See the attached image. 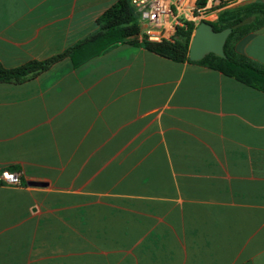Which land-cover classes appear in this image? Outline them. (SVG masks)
I'll use <instances>...</instances> for the list:
<instances>
[{"label": "crops", "instance_id": "0c3cea01", "mask_svg": "<svg viewBox=\"0 0 264 264\" xmlns=\"http://www.w3.org/2000/svg\"><path fill=\"white\" fill-rule=\"evenodd\" d=\"M115 1L0 0V64L62 52ZM234 49L264 64V25ZM3 170L0 264H264V92L190 60L122 42L0 82Z\"/></svg>", "mask_w": 264, "mask_h": 264}, {"label": "trees", "instance_id": "16d2710c", "mask_svg": "<svg viewBox=\"0 0 264 264\" xmlns=\"http://www.w3.org/2000/svg\"><path fill=\"white\" fill-rule=\"evenodd\" d=\"M204 3L205 0H196L197 6ZM246 17L250 21L233 28L227 36L223 45L224 57L208 53L199 60L190 61L217 70L264 92V64L239 54L234 49L237 39L264 25V3L249 1L235 9L223 10L217 21L211 24L214 30H221ZM96 25V29L85 38L48 58L30 60L12 68L0 64V82H23L46 71L65 57H70L73 64H79L122 42L139 44L144 49L173 61L189 60L188 45L195 27L191 21H185L183 26L177 27L169 40L149 41L141 36L138 16L130 0H116L98 16Z\"/></svg>", "mask_w": 264, "mask_h": 264}, {"label": "built area", "instance_id": "2783aa9c", "mask_svg": "<svg viewBox=\"0 0 264 264\" xmlns=\"http://www.w3.org/2000/svg\"><path fill=\"white\" fill-rule=\"evenodd\" d=\"M221 1L205 0L202 6H197L196 0H130V4L138 16L141 36L149 41H161L171 39L176 28L183 26L185 21L196 25ZM19 182L17 172H0V183L18 185Z\"/></svg>", "mask_w": 264, "mask_h": 264}, {"label": "water", "instance_id": "95a60500", "mask_svg": "<svg viewBox=\"0 0 264 264\" xmlns=\"http://www.w3.org/2000/svg\"><path fill=\"white\" fill-rule=\"evenodd\" d=\"M249 21L250 18L246 17L221 30H214L212 24L206 20L199 21L194 27L188 45V59L199 60L208 53L224 57L223 45L231 30Z\"/></svg>", "mask_w": 264, "mask_h": 264}]
</instances>
